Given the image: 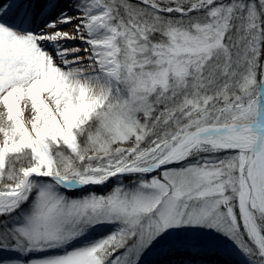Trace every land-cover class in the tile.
<instances>
[{
    "label": "snow or ice",
    "instance_id": "1",
    "mask_svg": "<svg viewBox=\"0 0 264 264\" xmlns=\"http://www.w3.org/2000/svg\"><path fill=\"white\" fill-rule=\"evenodd\" d=\"M0 264H264V0H0Z\"/></svg>",
    "mask_w": 264,
    "mask_h": 264
},
{
    "label": "rangeland",
    "instance_id": "2",
    "mask_svg": "<svg viewBox=\"0 0 264 264\" xmlns=\"http://www.w3.org/2000/svg\"><path fill=\"white\" fill-rule=\"evenodd\" d=\"M98 191H100L101 189H97ZM104 191H106V189H103ZM77 194H79V193H77Z\"/></svg>",
    "mask_w": 264,
    "mask_h": 264
}]
</instances>
